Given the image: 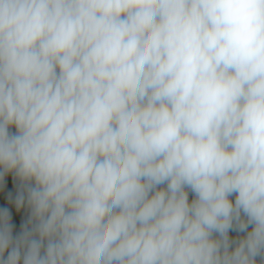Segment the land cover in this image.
<instances>
[{
    "label": "clouds",
    "instance_id": "1",
    "mask_svg": "<svg viewBox=\"0 0 264 264\" xmlns=\"http://www.w3.org/2000/svg\"><path fill=\"white\" fill-rule=\"evenodd\" d=\"M0 264H264V0H0Z\"/></svg>",
    "mask_w": 264,
    "mask_h": 264
}]
</instances>
